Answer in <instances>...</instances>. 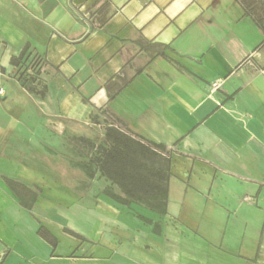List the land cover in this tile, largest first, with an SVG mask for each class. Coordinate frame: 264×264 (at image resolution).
<instances>
[{
  "label": "crops",
  "instance_id": "1",
  "mask_svg": "<svg viewBox=\"0 0 264 264\" xmlns=\"http://www.w3.org/2000/svg\"><path fill=\"white\" fill-rule=\"evenodd\" d=\"M24 49L49 65L52 114L101 125L108 108L169 146L167 211L70 191L63 160L31 153L54 130L14 128L0 152V264H264V35L236 0H0V63ZM4 176L40 188L32 209Z\"/></svg>",
  "mask_w": 264,
  "mask_h": 264
},
{
  "label": "rangeland",
  "instance_id": "2",
  "mask_svg": "<svg viewBox=\"0 0 264 264\" xmlns=\"http://www.w3.org/2000/svg\"><path fill=\"white\" fill-rule=\"evenodd\" d=\"M5 46L7 47V45ZM20 52L14 54L13 57H18ZM3 58L4 56L0 54L1 61L4 60ZM0 71L4 74L3 78H5L6 84L9 83L10 86L8 97L5 99L0 97V152L4 150L2 147L8 145V138L12 140L11 132L14 128L51 127L54 130V146L49 147L40 140V143L31 149V153L40 158L63 160L67 166H63V176L60 177V180L70 191L82 192L88 189L103 191L105 187H111L113 191L123 194L119 186L112 184L95 165L93 168L96 170V175L92 179L87 176L80 164L96 160L100 152L97 149L98 145L109 146L110 142L106 140L105 132L108 122H111L112 119L97 112L98 120L101 122L99 125L92 120L88 123L80 122L52 114L50 112L51 104L47 100L48 85H46L51 71L42 54L26 52L14 64L12 62L0 63ZM14 82L20 85L18 89L15 87L16 85L12 87ZM15 96L22 98L23 104L13 105L10 111H19L17 106H20L24 112L33 111L35 118H32V113L25 116L22 114H18L19 116L16 117L8 116V113L11 112H8L6 104ZM25 103L26 107L24 108ZM39 136H45V134L41 133ZM6 151L14 155L12 148H8ZM22 151L28 152L27 149ZM166 159L170 160V154ZM147 162L155 166L167 167V162L160 157H153ZM139 193L143 194L141 191ZM76 212L77 208L70 207L68 209L69 216Z\"/></svg>",
  "mask_w": 264,
  "mask_h": 264
},
{
  "label": "trees",
  "instance_id": "3",
  "mask_svg": "<svg viewBox=\"0 0 264 264\" xmlns=\"http://www.w3.org/2000/svg\"><path fill=\"white\" fill-rule=\"evenodd\" d=\"M264 35V0H236ZM169 48L168 45H164ZM26 53L24 49L18 57H12L14 64L18 58ZM166 58L168 56L164 53ZM103 113L112 121L108 122L105 136L110 142L109 146L98 145L99 156L90 163H80L89 178H94L95 165L101 174L112 184L119 186L123 194L115 193L111 187H106V194L123 204L130 205L132 202L141 203L159 213L167 211V183L169 180L170 148L165 143H158L145 138L132 131L128 124L106 108ZM92 119L97 120L92 117ZM89 142V141H88ZM153 157L163 158L167 167L155 166L147 162ZM4 181L12 192L20 199L21 204L27 209H32L35 204L40 188L29 186L4 176ZM143 194H140L139 192ZM145 221L148 218L140 215ZM65 231L73 236L83 239L82 235L66 228ZM39 235L53 247L57 246V238L46 228L41 227Z\"/></svg>",
  "mask_w": 264,
  "mask_h": 264
},
{
  "label": "built area",
  "instance_id": "4",
  "mask_svg": "<svg viewBox=\"0 0 264 264\" xmlns=\"http://www.w3.org/2000/svg\"><path fill=\"white\" fill-rule=\"evenodd\" d=\"M2 74V72L0 71V75ZM5 95V89L3 87H0V96Z\"/></svg>",
  "mask_w": 264,
  "mask_h": 264
}]
</instances>
